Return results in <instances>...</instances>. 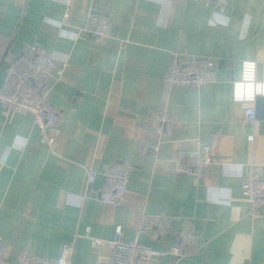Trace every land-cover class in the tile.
Returning a JSON list of instances; mask_svg holds the SVG:
<instances>
[{"label":"crops","instance_id":"1","mask_svg":"<svg viewBox=\"0 0 264 264\" xmlns=\"http://www.w3.org/2000/svg\"><path fill=\"white\" fill-rule=\"evenodd\" d=\"M92 13L110 19L105 44L81 30ZM34 40L69 65L49 80L47 98L62 113L53 144L40 142L32 114L0 106V235L11 261L23 252L55 258L70 244L74 264H98L111 251L92 238L112 239L118 226L127 242L168 250L191 225L201 238L183 264H264V208L255 216L243 190L249 170L264 175V118L247 122L233 98L244 61L256 62L264 82V0H228L225 12L200 0H0V85ZM174 50L213 59L218 81L200 89L167 82ZM160 106L175 124L159 155L144 156L148 116ZM206 144L213 165L203 176L173 170L168 156ZM104 165L130 170L116 207L99 198L102 175L87 184L88 171ZM144 215L168 227L138 233Z\"/></svg>","mask_w":264,"mask_h":264},{"label":"built area","instance_id":"2","mask_svg":"<svg viewBox=\"0 0 264 264\" xmlns=\"http://www.w3.org/2000/svg\"><path fill=\"white\" fill-rule=\"evenodd\" d=\"M200 1L205 4L214 2L221 12L228 8V0ZM70 15L71 9L68 8L65 18ZM81 30L92 35L100 44H105L112 37L110 19L104 14H90ZM43 48L42 42L38 40L29 42L22 54L7 66L0 85V106L5 114H32L40 131V142L51 145L61 131L62 113L47 98L49 80H61L69 62L43 53ZM5 54V47L0 46V63ZM165 80L171 84L200 89L218 81L216 63L209 57L198 56L188 50H174ZM258 95H264V82L256 80V62L246 60L242 64L241 78L233 83V98L243 104L249 123L257 120L255 101ZM174 124L175 119L165 106L151 110L140 153L158 156L164 136L170 133ZM167 159L177 174L199 177L213 165L212 148L208 144L199 151L174 152ZM100 175L103 176V184L99 189L100 200L115 207L123 204L129 191V168L120 165L91 168L87 174V184L92 187ZM243 180L244 194L252 203V212L255 216H261V209L264 208V175L251 169ZM155 225H161L163 229L168 227V223L159 216L144 215L140 219L138 233H148ZM200 238L199 230L188 225L179 232L178 241L168 250L156 249L136 239L127 242L124 229L118 226L112 239L92 238V243L94 248L106 245L111 251L108 260L98 264H153L157 257L167 256L170 259L166 264H183V258L198 246ZM73 255V246L63 244L55 258L23 252L16 261H11L8 257V242L0 235V264H74Z\"/></svg>","mask_w":264,"mask_h":264},{"label":"water","instance_id":"3","mask_svg":"<svg viewBox=\"0 0 264 264\" xmlns=\"http://www.w3.org/2000/svg\"><path fill=\"white\" fill-rule=\"evenodd\" d=\"M257 118H264V95H258L255 101Z\"/></svg>","mask_w":264,"mask_h":264}]
</instances>
